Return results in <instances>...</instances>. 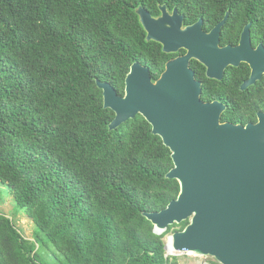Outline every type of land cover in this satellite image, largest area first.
<instances>
[{
    "label": "trees",
    "instance_id": "1",
    "mask_svg": "<svg viewBox=\"0 0 264 264\" xmlns=\"http://www.w3.org/2000/svg\"><path fill=\"white\" fill-rule=\"evenodd\" d=\"M164 5L207 30L229 12L221 45H236L249 23L264 44V0H0V181L37 227L30 242L0 214V264H46L43 249L64 264H177L164 242L177 225L157 235L144 217L180 194L167 178L171 151L142 116L111 130L97 86L124 96L135 63L161 77L172 56L147 41L136 11ZM194 69L202 99L229 105L222 122L246 125L264 109V98L238 93L248 71L232 97Z\"/></svg>",
    "mask_w": 264,
    "mask_h": 264
},
{
    "label": "water",
    "instance_id": "2",
    "mask_svg": "<svg viewBox=\"0 0 264 264\" xmlns=\"http://www.w3.org/2000/svg\"><path fill=\"white\" fill-rule=\"evenodd\" d=\"M160 11L165 18L170 14L165 5ZM136 12L148 42L159 43L166 54L187 51L168 62L156 82L148 68L135 63L124 96L97 80L105 109L115 113L111 130L142 116L171 151L174 168L167 178L179 182L180 194L166 209L144 217L157 235L189 221L171 236L175 252L220 264H264V113L256 125L221 123L225 105L202 101V84L190 68L196 60L207 67L209 79L221 80L226 68L247 64L252 76L245 89L264 75L263 45L252 48L248 25L238 46L221 48L229 12L209 34L202 20L182 30L176 8L172 14L178 23L171 28L142 7Z\"/></svg>",
    "mask_w": 264,
    "mask_h": 264
},
{
    "label": "flooded vegetation",
    "instance_id": "3",
    "mask_svg": "<svg viewBox=\"0 0 264 264\" xmlns=\"http://www.w3.org/2000/svg\"><path fill=\"white\" fill-rule=\"evenodd\" d=\"M162 6H159V9L161 8ZM168 10V9H167ZM169 11V10H168ZM149 13V12H148ZM169 13L170 14H166V18H165V16H164V14H162L161 13V11H160V14H150L151 15V17L154 19V20H160V19H163V23H165V27L166 28H171V27H174V26H176L177 25V23H178V18H176V17H174V14H172L173 13V11H169ZM178 16L179 17H182L183 18V21H182V30H185L186 28H188V27H190V26H192V25H194V24H196L198 21H200V20H202V22H203V32L204 33H206V34H209L218 24H220L225 18H226V16H227V14L225 15V17H224V19L221 21V22H219L217 25H215L212 29H210V30H207L206 28H205V22H204V20L203 19H199L197 22H195L194 24H190V25H188L187 23H186V17H185V15L184 14H178ZM230 14H229V18H228V20H227V22L225 23V25H227V23H228V21H229V19H230ZM139 21H140V17H139ZM140 23H141V21H140ZM141 25H142V23H141ZM225 25H224V27H225ZM248 25H251V27H250V35H251V43H252V48L253 49H257L260 45H263V47H264V44L263 43H259V44H254V42H253V38H252V24L251 23H249V24H247V25H245L244 26V28H243V30H242V32H241V34H240V38H239V41H238V43L236 44V45H231V44H229V45H221V38H222V34H223V28H222V31H221V36H220V47L221 48H223V47H227V46H231V47H236V46H238L239 45V43H240V40H241V36H242V33H243V31H244V29L248 26ZM142 27H143V25H142ZM143 29H144V27H143ZM146 32V31H145ZM146 35H147V33H146ZM146 39H147V36H146ZM151 42H153V41H151ZM154 43H156V42H154ZM156 44H158V45H160L159 43H156ZM161 46V50H162V52H163V47H162V45H160ZM164 53V52H163ZM165 55H168V56H172V58H170L168 61H167V63L168 62H170V61H172V60H175V59H178V58H180V57H184V56H186V54H187V51L185 50V49H180L179 51H177L176 53H171V54H166V53H164ZM167 63H166V65H167ZM196 63L197 64H199V65H201L202 67H203V71H202V73H204V75H205V77L208 79V80H211V81H215V82H217V83H221V84H223V89L224 90H227L226 91V96L227 95H232V97H234L236 94H235V92H236V86H237V84H238V78H237V76L239 75V73H240V69L242 68V69H244V70H246V71H248V75H247V77H246V79H244L243 81H242V83L240 84V85H238L237 87H238V93H247V94H249L250 95V97L251 98H253V101H252V103H255L256 102V100L257 99H259V98H264V89H262L263 88V86H264V75L260 78V79H258L256 82H255V84H253V85H250V86H248L247 88H245V89H243V86H244V84L246 83V82H248L249 80H250V78H251V76H252V69L247 65V64H241V65H239V66H230V67H228V68H226L225 69V71H224V74H223V77H222V79L221 80H214V79H209L208 78V76H207V71H208V69H207V67H205L204 65H202L201 63H199L198 61H196V60H191L190 61V68L192 69V71H194V73H195V77H196V79H197V81L198 82H200L201 84H202V97H203V93H204V83L201 81V80H199V77H198V75H197V71L194 69V66L196 65ZM145 67V66H144ZM147 68V67H146ZM149 69V68H148ZM165 69H166V67H165ZM150 70V69H149ZM164 73V72H163ZM200 75H202L201 73H200ZM230 75H232L233 76V86H227V82H228V80L229 81H232L231 79H227V77L228 76H230ZM153 79V78H152ZM154 81V80H153ZM157 81V80H156ZM156 81H154V82H156ZM232 89H234V90H232ZM237 93V92H236ZM202 101L204 102V103H213V102H219V103H221V104H223V105H225V107H226V110H225V112L222 114V118H223V115L225 114V113H227L228 111H229V105L228 104H226L225 102H222V101H213V102H206V101H204L203 99H202ZM264 113V109H261V108H259L258 107V109L256 110V112H255V116H254V118H253V120L252 121H250V122H248L246 125H242V124H233V123H231V122H222V118H221V123H228V124H233V125H242V126H247V125H256V124H258V122H259V115L260 114H263Z\"/></svg>",
    "mask_w": 264,
    "mask_h": 264
},
{
    "label": "rangeland",
    "instance_id": "4",
    "mask_svg": "<svg viewBox=\"0 0 264 264\" xmlns=\"http://www.w3.org/2000/svg\"><path fill=\"white\" fill-rule=\"evenodd\" d=\"M0 214L6 215L13 220L15 227L19 230L21 235L28 241L34 242V235L37 231V227L33 221L25 214L24 210L21 209L15 202L12 194L9 191L7 185L0 181ZM180 226H175L171 233L164 239L166 243L167 238L171 237L174 233L180 232ZM41 261L46 264H64V259H57L53 256L52 252L46 249L40 251ZM59 256V255H58ZM166 256L168 258H177V264H220L212 257H194L189 252H175L170 255L166 250ZM42 264V263H40Z\"/></svg>",
    "mask_w": 264,
    "mask_h": 264
},
{
    "label": "bare ground",
    "instance_id": "5",
    "mask_svg": "<svg viewBox=\"0 0 264 264\" xmlns=\"http://www.w3.org/2000/svg\"><path fill=\"white\" fill-rule=\"evenodd\" d=\"M166 249H167V251L169 252L170 255H173L175 253V251L173 250L172 238L171 237L167 238Z\"/></svg>",
    "mask_w": 264,
    "mask_h": 264
}]
</instances>
